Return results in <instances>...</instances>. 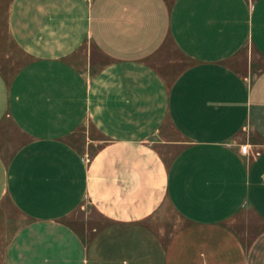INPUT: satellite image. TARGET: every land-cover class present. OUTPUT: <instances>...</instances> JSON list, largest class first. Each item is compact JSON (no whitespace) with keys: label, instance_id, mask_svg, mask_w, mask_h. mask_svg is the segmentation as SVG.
Instances as JSON below:
<instances>
[{"label":"crops","instance_id":"1","mask_svg":"<svg viewBox=\"0 0 264 264\" xmlns=\"http://www.w3.org/2000/svg\"><path fill=\"white\" fill-rule=\"evenodd\" d=\"M6 13L24 55L0 62V213L24 218L0 223L6 264H264V0Z\"/></svg>","mask_w":264,"mask_h":264},{"label":"rangeland","instance_id":"2","mask_svg":"<svg viewBox=\"0 0 264 264\" xmlns=\"http://www.w3.org/2000/svg\"><path fill=\"white\" fill-rule=\"evenodd\" d=\"M11 0H0V62L2 66L7 67V73L15 70V67L24 60V55L16 48L14 42L11 40L6 23L7 8ZM82 135L85 138L88 136V128L83 129ZM7 213H0V223L9 222V227H13L16 222H23V216L15 209L13 203L9 200L5 202ZM99 222L97 225H100ZM1 229V228H0ZM1 232V231H0ZM10 232V230H9ZM251 234V232H249ZM1 253V245H0ZM0 264H6L5 258L0 257Z\"/></svg>","mask_w":264,"mask_h":264},{"label":"built area","instance_id":"3","mask_svg":"<svg viewBox=\"0 0 264 264\" xmlns=\"http://www.w3.org/2000/svg\"><path fill=\"white\" fill-rule=\"evenodd\" d=\"M241 151L243 153H246V151H247V145L246 144L241 146Z\"/></svg>","mask_w":264,"mask_h":264}]
</instances>
